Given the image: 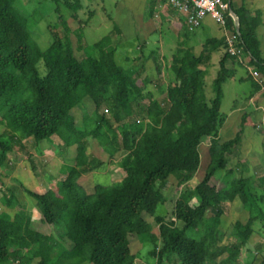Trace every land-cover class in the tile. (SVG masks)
<instances>
[{
    "label": "trees",
    "instance_id": "trees-1",
    "mask_svg": "<svg viewBox=\"0 0 264 264\" xmlns=\"http://www.w3.org/2000/svg\"><path fill=\"white\" fill-rule=\"evenodd\" d=\"M50 1L56 14L63 7L74 21L80 20L81 0ZM244 1L229 0L239 22L240 36L232 20L230 29L240 55L227 52L225 38L207 39L198 53L179 44L169 66L176 78L167 85L162 103L147 89L149 84L159 87L163 80L160 52L146 55L145 45L139 47L141 57L155 67L157 81L152 83L133 67L116 62L118 27L114 25L93 45L81 47L84 28L71 32L64 18L60 19L64 35L54 33L52 44L42 51L15 7L17 0H0V168L16 147L26 149L21 142L27 139L36 143L56 139L64 162L63 178L55 189L37 192L21 186L36 203L41 223L52 229L50 249L56 256L42 264H135L133 246L142 228L153 246L151 254L159 251V264H237L256 219H264L260 208L264 179L258 184L254 176H237L223 189L217 177L220 172L232 174L228 156L241 144L247 117L242 115L232 139L220 143L218 134L225 121L220 112L223 86L235 74L227 62L240 67L246 61L264 85V59L256 35L261 13L248 12ZM92 17L89 12L83 27ZM219 49L224 55L209 96L206 78L211 55ZM39 64L45 67L44 76ZM246 80L260 90L252 78ZM86 101L93 105V112L78 124L73 109ZM101 107L107 115L100 113ZM205 138L210 143L203 178L184 200L175 202L169 217H162L155 234L143 216L160 214L167 201L166 181L173 178L178 192L194 177ZM100 155L110 161L126 160L121 163L120 185L99 176L108 165L96 159ZM15 199L13 191L7 190L0 202L10 209ZM255 208L260 210L258 217H249L245 224L225 227L222 223L231 209L252 214ZM21 211L25 209L12 218H0V264H31L43 258L40 248L26 237L31 220L29 213ZM66 219L71 227L64 223ZM33 232L35 239L42 236Z\"/></svg>",
    "mask_w": 264,
    "mask_h": 264
},
{
    "label": "rangeland",
    "instance_id": "rangeland-1",
    "mask_svg": "<svg viewBox=\"0 0 264 264\" xmlns=\"http://www.w3.org/2000/svg\"><path fill=\"white\" fill-rule=\"evenodd\" d=\"M142 1L81 0L82 10L78 13L80 19L78 21H74L70 17V12L63 7L60 9V14H56V6L50 0H17L15 7L26 19L32 38L42 51L48 49L52 44L54 33L60 37L64 35L63 27L60 25V19L64 18L71 32H75L81 26L84 28L81 47H87L98 42L112 31L114 25L118 29L120 28L121 35L119 39H116V42L123 40V44H126L119 47L115 57L116 62L121 66L129 65L133 67L142 73V78H148L152 83L157 81L155 67L152 61H146L141 57L139 47H143L141 46L143 44L145 45L143 52L146 55L150 51L160 52L159 65L163 70V80L159 87H154L155 84H149L147 89L151 90L155 98L163 103L167 85L176 78L169 69L171 56L175 53L179 44L183 43L184 47L190 46L193 44V39L192 44L185 39L183 40L181 36L185 33L181 29L176 31V33L172 29L170 22H165L161 26L157 25L156 30L151 31L153 21L147 18V10L143 17L140 15L143 7ZM168 11L172 16V11L169 9ZM89 12L93 13V17L83 27V20L88 18ZM205 25L208 26L210 33L206 37L219 36L220 26L213 20H206ZM197 36L200 38L199 33ZM193 46L198 52V45L193 44ZM223 55L224 51L222 50L212 55L210 60L212 66L206 78L209 96L210 83L216 74L218 62ZM84 57L83 55L82 58ZM95 57H97V53ZM127 59H129V63ZM38 69L41 76L46 74L43 64H39ZM247 76V70L243 65L237 67L234 78L223 86L224 98L220 112L225 121L218 134L220 143L235 136L236 131L239 129L242 115H247L241 144L234 148L228 156L227 168L232 171V174L226 176L224 172H220L217 175L219 187L223 189L227 188L230 180L237 176H254L258 184H261L260 180L264 179V85L259 77L254 81L258 86L260 85V90H256L252 82L246 80ZM240 78H243L244 81L240 82ZM254 92H259V96H254L252 102L248 101L247 99L250 98V95L253 96ZM93 109L94 107L89 101H86L80 107L74 108L73 116L76 122L82 124L92 114ZM100 113L107 115L105 107L100 108ZM88 126L93 127V123L89 122ZM21 143L26 149L20 150L16 147L15 153L10 155L8 163L3 168H0V198L2 193L7 190L13 191L16 198L10 209L2 206L0 202V218H12L16 211L19 212L21 209H25V212L29 213L31 225L26 237L30 238L32 244H36L37 248H40V252L43 255L42 260L35 259L31 264H42V262L46 263L50 258L54 260L56 256L55 251L50 249L51 241L53 240L52 229L41 223V215L36 203L26 192L22 191L21 186L23 189L37 192H43L50 188L55 189L56 182L63 178L61 170L64 167V162L58 147L60 146L59 141L56 139H53L52 142L42 143L27 139ZM209 143V138H205L199 147L201 163L194 177L184 184L178 192H176V181L173 178L166 181L163 188L165 189L167 201L161 207L160 214L143 216L155 234L158 233V226L162 222L161 220L171 214L175 202L184 200L193 187L203 178L208 164ZM28 155L30 156L29 158ZM96 159L108 164L106 171L100 173L99 176L113 186L120 185L124 176L121 163L123 160L126 164V160L119 158L116 161H110L105 155L97 156ZM192 204H197V201L195 200ZM260 208L264 212V202L261 203ZM259 211L258 208H255L252 214L241 213L242 215L240 216H234V214H231V209L222 223H224L225 227H228L229 225L227 224L231 223L242 224L249 217H258ZM21 212L25 213L24 211ZM163 214L164 216H162ZM64 223L71 227L68 219ZM33 231L42 236L35 239ZM148 241L149 237L146 228L140 229L138 231V241L133 246V250L137 254L135 264H159V251L153 256L151 254L153 246L148 244ZM248 249L249 251L242 249L239 264H252L253 260L255 264H264V219H256L254 233L249 240Z\"/></svg>",
    "mask_w": 264,
    "mask_h": 264
},
{
    "label": "crops",
    "instance_id": "crops-1",
    "mask_svg": "<svg viewBox=\"0 0 264 264\" xmlns=\"http://www.w3.org/2000/svg\"><path fill=\"white\" fill-rule=\"evenodd\" d=\"M133 1H139V0H133ZM142 2H143V7H142V11H140V15H141V17H143L145 15V11L147 10V18L150 21H153V25H152L153 28L151 29V31L152 30L153 31L156 30L157 25L161 26L162 24H165V22H170V24L172 26V29L175 32L178 31L179 29H181L185 33L184 35L182 34V36L180 35L181 37H183V40L185 39V40L189 41L192 44V39H193V44H197L198 45L197 47H198L199 50H200L202 44L207 39H212V37H206V36H209L210 33H209L208 26L205 25V21L206 20H213L211 17H209V16L205 17L204 20L202 21L201 26L198 29H196L194 32H189L187 30V27H186L185 17L183 15L179 14L178 12H176L175 10H173L167 4V0L165 2H162V1L158 0V1L154 2V3H152V0H143ZM135 3H137V2H135ZM140 4H141V2H140ZM244 4H245V7L248 10V12L253 13V12L259 11L261 13L262 23L257 28L256 35H257V38H258V41H259V44H260V52H261V55H262V57L264 59V0H245ZM168 9L172 11V16L169 13ZM155 15H157L156 18H155ZM141 23H143V22H141ZM119 31H120V28H119ZM198 33L200 34V38L197 36ZM120 35H121V31H120ZM120 35L117 36L116 39H119ZM213 38H215V39L225 38L223 30L221 28H219V36L218 37H213ZM262 40H263V42H262ZM122 41L123 40L119 41V45L120 46H124V44H126V43L123 44ZM181 44L184 45L183 43H181ZM193 44L190 45V46H187V47L185 46V48L194 49L195 50V47L193 46ZM84 47H86V46H84ZM221 51H222V49H219L218 51L213 52L212 55H214V54H216L218 52H221ZM212 55H211V58H212ZM246 63L247 62L245 61L243 67H245ZM227 67L230 68V69L236 70V68L238 66H234L231 61H228L227 62ZM248 77H250L249 74H248L247 78ZM242 80H243V78L239 79L240 82H243ZM258 93L259 92H254V95L253 96L250 95V98L247 99V100L252 102L254 100L253 99L254 96H257V95L259 96ZM241 213H247V212H245V211H237L235 209H232V212H231V214H234V216H238V215L240 216V215H242ZM246 221L247 220H245L244 223L242 222V224H245ZM223 225H224V223H223ZM227 225L230 226V225H233V224L231 223V224H227ZM244 249L249 251L248 245ZM241 251H242V249H241ZM241 251H240V253L238 255L237 264H239V259H240V256L242 255ZM251 263L255 264L254 260Z\"/></svg>",
    "mask_w": 264,
    "mask_h": 264
},
{
    "label": "built area",
    "instance_id": "built-area-1",
    "mask_svg": "<svg viewBox=\"0 0 264 264\" xmlns=\"http://www.w3.org/2000/svg\"><path fill=\"white\" fill-rule=\"evenodd\" d=\"M167 4L185 17L189 32L198 29L205 17H211L224 32L227 52L231 56L240 55V50L236 46V35L230 29V21L233 22V17L229 0H167ZM245 68L251 78L254 80L259 78L258 71L254 67L245 64Z\"/></svg>",
    "mask_w": 264,
    "mask_h": 264
},
{
    "label": "water",
    "instance_id": "water-1",
    "mask_svg": "<svg viewBox=\"0 0 264 264\" xmlns=\"http://www.w3.org/2000/svg\"><path fill=\"white\" fill-rule=\"evenodd\" d=\"M230 12L232 14L233 17V23H234V28H235V32L238 36H240V30H239V22H238V18L237 16L234 14V12L230 9Z\"/></svg>",
    "mask_w": 264,
    "mask_h": 264
}]
</instances>
